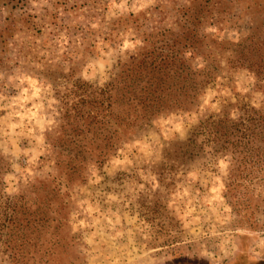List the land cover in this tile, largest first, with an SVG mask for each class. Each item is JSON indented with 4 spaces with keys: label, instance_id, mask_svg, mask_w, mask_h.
Returning a JSON list of instances; mask_svg holds the SVG:
<instances>
[{
    "label": "trees",
    "instance_id": "trees-1",
    "mask_svg": "<svg viewBox=\"0 0 264 264\" xmlns=\"http://www.w3.org/2000/svg\"><path fill=\"white\" fill-rule=\"evenodd\" d=\"M113 1L0 0V69L24 60L33 75L65 85L55 87L57 124L46 132L53 172L8 196L5 206L0 200V256L8 264H63L68 242L59 222L70 209L72 186L160 117L198 111L206 89L229 71L253 74L260 105L238 96L218 112H202L174 158L189 166L225 154L232 176L264 180V0H160L108 18ZM234 4L248 11L243 26L245 15ZM232 26L237 39L224 36ZM128 36L134 48L106 82L82 76L90 58ZM251 261L264 264V258Z\"/></svg>",
    "mask_w": 264,
    "mask_h": 264
},
{
    "label": "rangeland",
    "instance_id": "rangeland-1",
    "mask_svg": "<svg viewBox=\"0 0 264 264\" xmlns=\"http://www.w3.org/2000/svg\"><path fill=\"white\" fill-rule=\"evenodd\" d=\"M159 1L114 0L106 15L138 12ZM233 6L236 13H248ZM238 35L237 26L225 29L227 38ZM133 48L131 36L117 47L106 46L89 59L82 76L103 84ZM29 68L23 60L0 69L3 206L8 196L54 170L46 132L57 124L55 87L65 85L35 76ZM226 75L206 89L198 111L160 117L105 164L91 166L85 182L72 186L66 199L70 209L59 222V234L68 242L63 264H251L253 258H264V180L232 176L225 154L189 166L177 165L174 158L202 112H218L223 102L238 96L260 105L262 93L252 91L251 72L238 69ZM234 194L240 203H233ZM249 196L256 199L252 204L245 202ZM0 264L8 262L0 256Z\"/></svg>",
    "mask_w": 264,
    "mask_h": 264
}]
</instances>
